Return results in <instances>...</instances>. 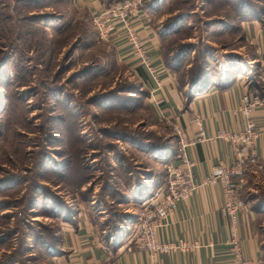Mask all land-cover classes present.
Returning a JSON list of instances; mask_svg holds the SVG:
<instances>
[{
	"label": "rangeland",
	"instance_id": "obj_1",
	"mask_svg": "<svg viewBox=\"0 0 264 264\" xmlns=\"http://www.w3.org/2000/svg\"><path fill=\"white\" fill-rule=\"evenodd\" d=\"M198 3L142 0L153 28L171 31L162 41L169 64L184 44L196 50L194 66L204 62L202 36L192 38L187 27L178 32L174 17ZM144 93L111 40L99 38L86 7L75 0H0V264H33L28 239L53 237L54 206L70 217L76 200L95 193L110 213L119 208L114 190L127 187L130 173L156 172L157 165L165 173L167 157L156 163L150 156L176 141L174 130ZM253 195L264 196L263 174Z\"/></svg>",
	"mask_w": 264,
	"mask_h": 264
},
{
	"label": "crops",
	"instance_id": "obj_2",
	"mask_svg": "<svg viewBox=\"0 0 264 264\" xmlns=\"http://www.w3.org/2000/svg\"><path fill=\"white\" fill-rule=\"evenodd\" d=\"M75 1L91 14L105 6L103 0ZM198 2L197 8L191 7L188 15L174 16L178 32L187 27L193 32L192 38L202 36L205 56L204 62L198 64L201 71L197 76L192 72L196 50L190 48L191 54L185 55L180 63L169 64L162 41L171 31L164 24L159 31L155 30L152 14L141 7L133 25L146 42L161 79V88L151 92V82L130 56L121 36L113 34L110 40L117 57L145 90V98L156 116L174 130L176 141L171 140L167 149L165 146L157 148V154L150 153L152 162L158 163L167 157L168 163L172 158L177 146L175 128H179L186 139H195L198 127L193 119L197 114L201 116L206 140L194 142L186 149L188 159L194 164L192 172L196 182L209 176L219 163L227 167L233 164L232 143L213 137L223 129L239 131L243 118L237 108L242 97L254 93L260 96L262 103L252 114L259 133L255 143L257 158L247 163V176L239 190L245 209L241 213L238 237L242 258L249 264H264V196L253 195L264 175V89L257 80L264 65V21L255 11L263 7V1ZM199 24L204 28H199ZM154 169L156 172L129 174L127 187L116 190L119 208L113 212L109 213L96 201L95 193L89 197L83 195L82 201L76 200L77 208L70 217L67 209H62L55 217L57 231L53 237L50 235L52 238L42 243L28 239V255L34 259L33 264H150L148 253L134 247L133 231L141 203L163 180L164 173L157 172L159 166ZM87 186L86 183L81 189ZM88 202L96 204V211L88 210ZM222 203V189L218 184L200 186L187 200L178 202L157 228L156 237L162 242L185 240L196 247L187 252L159 253L156 264H234L228 243L230 224L220 215ZM112 226H117V231L109 233Z\"/></svg>",
	"mask_w": 264,
	"mask_h": 264
},
{
	"label": "built area",
	"instance_id": "obj_3",
	"mask_svg": "<svg viewBox=\"0 0 264 264\" xmlns=\"http://www.w3.org/2000/svg\"><path fill=\"white\" fill-rule=\"evenodd\" d=\"M141 3L142 0L114 2L95 11L92 14V23L100 39L109 40L114 34L125 40L130 56L151 82V92H155L161 88V79L153 65L146 42L133 25V19ZM257 80L264 89V65L261 73L257 75ZM261 103L262 99L256 93L245 94L242 97L237 108V112L243 118L241 129L239 131L219 130L213 137L232 143L234 162L228 167L217 164L211 174L200 182H196L193 177L194 164L188 159L186 149L194 142L206 140L201 116L197 114L193 119L198 127L195 139H186L181 130L175 128L177 146L174 154L165 166L161 183L141 203L133 231L134 247L148 253L150 264H156V255L159 253L176 250L187 252L196 247L195 244H189L185 240L159 241L156 230L173 212L178 202L187 200L200 186L216 184L221 186L223 196L220 215L227 218L230 224L228 243L234 264H249L242 258L238 237L239 221L242 210L245 209V203L239 197V190L247 176V163L255 162L257 158L255 143L259 133L252 114Z\"/></svg>",
	"mask_w": 264,
	"mask_h": 264
},
{
	"label": "trees",
	"instance_id": "obj_4",
	"mask_svg": "<svg viewBox=\"0 0 264 264\" xmlns=\"http://www.w3.org/2000/svg\"><path fill=\"white\" fill-rule=\"evenodd\" d=\"M118 1H121V0H117V2ZM108 5H110V3H107ZM108 5H105V6H108ZM250 9V7H247V10H249ZM256 11V13H257V15H259V18H261L263 21H264V5H263V7L260 9H256L255 10ZM187 45H190V44H184L183 46H181V48H180V50H179V53H177L174 57H173V60H174V62L175 63H180L183 59H184V57H185V55H186V53L189 51L188 50V47H187ZM190 49V48H189ZM188 50V51H187ZM200 65V64H199ZM200 71H201V67L200 66H198V64L193 68V70H192V72H194V75H199L200 74ZM144 95L146 96V92L144 93ZM167 147V145H165V148ZM164 148V149H165ZM69 165L70 164H68V167H69ZM84 168V167H83ZM69 173V172H68ZM61 175H62V177H63V175L65 176V173H61ZM68 175V174H67ZM86 178H88V175H86L84 178H83V180L84 179H86ZM90 179V178H89ZM108 185L107 184H105L104 185V191L105 190H108ZM110 192H111V190H109ZM116 191V190H115ZM115 193V192H114ZM117 195V194H116ZM84 196H85V194H84ZM119 196V195H118ZM51 207H53V206H51ZM59 207V206H58ZM51 209V208H50ZM54 210H56L55 212H53V213H55V214H53V217H56V216H59L60 214H61V210H62V208H57L56 206H54ZM58 210L60 211V213L59 214H57L58 213ZM51 214V213H50ZM116 228H117V226H112V227H110L109 228V230H108V232L109 233H113V232H116L117 230H116ZM34 239H36V238H34ZM36 241V240H35Z\"/></svg>",
	"mask_w": 264,
	"mask_h": 264
}]
</instances>
